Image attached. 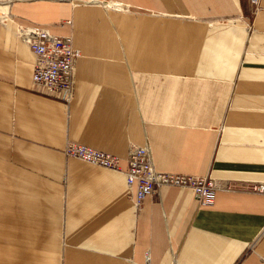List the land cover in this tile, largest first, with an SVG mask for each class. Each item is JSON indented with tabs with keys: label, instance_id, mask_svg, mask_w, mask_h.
Returning a JSON list of instances; mask_svg holds the SVG:
<instances>
[{
	"label": "crops",
	"instance_id": "1",
	"mask_svg": "<svg viewBox=\"0 0 264 264\" xmlns=\"http://www.w3.org/2000/svg\"><path fill=\"white\" fill-rule=\"evenodd\" d=\"M0 10L13 18L0 20V264H264V193L247 189L264 182V0ZM18 24L73 36L69 104L33 82ZM71 141L123 168L149 146L159 171L219 180L215 203L165 186L138 209L124 173L66 156Z\"/></svg>",
	"mask_w": 264,
	"mask_h": 264
},
{
	"label": "built area",
	"instance_id": "2",
	"mask_svg": "<svg viewBox=\"0 0 264 264\" xmlns=\"http://www.w3.org/2000/svg\"><path fill=\"white\" fill-rule=\"evenodd\" d=\"M252 2L257 4L258 0ZM12 19L9 11L0 10L1 21L7 22ZM17 33L30 45L36 57L33 82L51 92L60 93L61 99L69 104L75 96L76 66L82 57L81 50L74 46L73 36L52 34L45 28L23 24L17 25ZM64 152L66 156L124 173L128 187L134 190V201L138 209L143 206L147 197L165 186L193 189L203 206H211L216 200L219 180L210 176L159 171L154 166L149 146H131L126 158L127 168L122 167V156L85 144L71 141ZM236 187H238L236 184H226L227 189ZM247 189L264 193V182H248Z\"/></svg>",
	"mask_w": 264,
	"mask_h": 264
},
{
	"label": "rangeland",
	"instance_id": "3",
	"mask_svg": "<svg viewBox=\"0 0 264 264\" xmlns=\"http://www.w3.org/2000/svg\"><path fill=\"white\" fill-rule=\"evenodd\" d=\"M106 3V2H105ZM103 4V3H102ZM124 10H128L127 6L126 5H123V8Z\"/></svg>",
	"mask_w": 264,
	"mask_h": 264
},
{
	"label": "bare ground",
	"instance_id": "4",
	"mask_svg": "<svg viewBox=\"0 0 264 264\" xmlns=\"http://www.w3.org/2000/svg\"><path fill=\"white\" fill-rule=\"evenodd\" d=\"M29 45V44H28Z\"/></svg>",
	"mask_w": 264,
	"mask_h": 264
}]
</instances>
